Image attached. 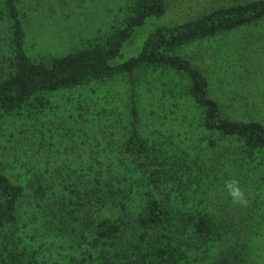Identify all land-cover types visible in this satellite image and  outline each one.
<instances>
[{"label":"trees","instance_id":"obj_1","mask_svg":"<svg viewBox=\"0 0 264 264\" xmlns=\"http://www.w3.org/2000/svg\"><path fill=\"white\" fill-rule=\"evenodd\" d=\"M172 1L128 0L110 30L78 50L36 61L27 51L23 0H0V117H17L8 141L17 159H0V264H41L45 257L27 242L34 239L32 225L78 244L70 264H264L254 253L264 234V211L258 217L252 206L236 214L238 206L223 188L230 178L264 185V120L250 112H264V90L219 85L216 95L195 62L204 60L207 44L264 25V0L155 26L137 55L118 62L136 31L164 18ZM157 73L182 85H153V116L158 123L169 118L162 98L189 101L204 135L198 143L162 147L143 133L140 88L147 74ZM119 80L128 87L125 117L103 130L119 147V164L92 163L82 173L68 172L63 182L45 180L48 167L36 172L35 154L44 150L30 127L45 115L48 97ZM228 108L242 115L230 118ZM81 110L75 111L79 118ZM12 164L18 169L9 174L6 165ZM255 193L247 200L263 198L264 188Z\"/></svg>","mask_w":264,"mask_h":264},{"label":"rangeland","instance_id":"obj_2","mask_svg":"<svg viewBox=\"0 0 264 264\" xmlns=\"http://www.w3.org/2000/svg\"><path fill=\"white\" fill-rule=\"evenodd\" d=\"M127 1L23 0L28 53L36 61H48L84 47L117 24ZM242 1L245 0H174L170 3L164 18L150 21L145 27L136 31L125 45L122 59L118 62L137 55L149 32L155 26L193 20L217 7ZM204 51L206 53L204 60L195 62L209 78L216 95H218L216 89L219 85H223L226 90L240 85L246 93L257 86L264 90V25L221 37L207 44ZM141 85L140 97L145 114L146 131L143 133L150 141L162 147H169L172 141L173 148L175 143L186 147L191 143L189 139H194L195 143H198L204 137L202 130L198 128L199 117L196 111L189 101L181 100L180 96L177 99L162 98L163 109L169 117L164 122L158 123L159 120L153 116L155 106L149 90H152L153 85H166L163 89L167 90L173 89L170 88L171 86L182 85L177 78L165 73L147 74ZM127 99L128 87L122 80L50 95L45 115H41V119L34 122L35 126L30 127L31 131L36 132L34 138L37 146L42 143L41 148L44 150L41 155L35 151L36 163L41 167V170L38 168L36 172L44 173L47 171L44 169L48 167V176L43 175L45 180L60 183L68 178V172L78 169L82 173L92 163H95L97 167L102 164L118 165L119 147L104 137L103 130L125 117ZM174 103L180 108L170 109ZM78 106L83 107L80 113L84 117L79 118L75 112ZM170 110L175 114L171 115ZM250 112L259 118L263 117L264 120L263 111L257 114L254 110ZM226 114L230 118L242 115L241 112L236 113L231 108H228ZM18 118L21 119L20 116ZM16 119L17 117H0V159L8 160L9 163L17 159L12 154L13 151H10L13 146L8 142L10 134L17 125ZM25 134L26 139H29L27 129ZM117 141L120 140L117 139ZM22 165L20 163L17 167L20 168ZM17 167L14 164L6 165L9 174L14 173ZM19 170L22 171V169ZM58 170L62 173H58ZM238 181L247 196L249 193L256 195V190L264 188L262 180H254L246 184L242 180ZM237 206L238 208L233 210L236 214L256 206L259 217L264 211V197L257 200L249 199L247 205ZM32 228L33 225L29 230L34 239L27 242L31 243L32 248L37 252L39 251V257H45L41 260V264H70L71 257L78 255V244L76 247V244L69 239L65 242L45 236L40 227ZM254 253L256 256L264 257V234L256 242Z\"/></svg>","mask_w":264,"mask_h":264},{"label":"clouds","instance_id":"obj_3","mask_svg":"<svg viewBox=\"0 0 264 264\" xmlns=\"http://www.w3.org/2000/svg\"><path fill=\"white\" fill-rule=\"evenodd\" d=\"M224 191L231 198L233 204L237 205H247V194L245 190L241 187L240 182L235 178H230L224 181L223 185Z\"/></svg>","mask_w":264,"mask_h":264}]
</instances>
